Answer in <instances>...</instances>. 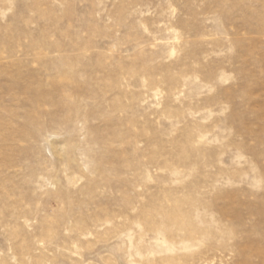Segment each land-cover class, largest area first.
Masks as SVG:
<instances>
[{"label": "rangeland", "instance_id": "374dc122", "mask_svg": "<svg viewBox=\"0 0 264 264\" xmlns=\"http://www.w3.org/2000/svg\"><path fill=\"white\" fill-rule=\"evenodd\" d=\"M0 264H264V0H0Z\"/></svg>", "mask_w": 264, "mask_h": 264}]
</instances>
